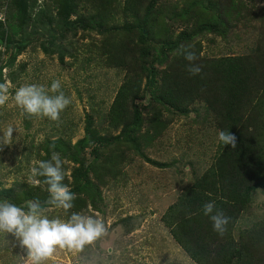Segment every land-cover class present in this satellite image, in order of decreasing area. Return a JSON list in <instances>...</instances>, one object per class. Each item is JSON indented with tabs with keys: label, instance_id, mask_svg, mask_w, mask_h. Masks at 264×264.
<instances>
[{
	"label": "rangeland",
	"instance_id": "rangeland-1",
	"mask_svg": "<svg viewBox=\"0 0 264 264\" xmlns=\"http://www.w3.org/2000/svg\"><path fill=\"white\" fill-rule=\"evenodd\" d=\"M231 1L235 9L229 11ZM124 2L0 0V83H9V100L0 107V136L14 129L11 145L0 144V202L25 210L29 202L38 203L49 219L67 221L73 212L93 216L107 229L83 252L58 250L47 264H199L175 240L164 217L215 166L223 121L210 90L190 96L176 76L166 81L170 73L185 75L190 64L175 67L168 58L156 66L166 71V83L153 90L159 101L137 99V108L131 101L127 127H111L109 111L126 78L143 88L144 64L153 49L173 42L185 28L208 25L190 47L197 56L192 63L201 70L227 57L249 65L264 53V0H146L138 17L123 11ZM146 20L154 25L153 40L122 32L138 30ZM54 80L71 99L59 121L29 116L15 103L19 87L50 89ZM168 82L192 102L166 104ZM53 152L62 159L63 183L71 190L75 173L90 168L92 190L74 193V207L67 212L42 205L50 197L48 185L33 172ZM263 221L264 187H257L242 205L234 240ZM0 264H27L25 250L4 232Z\"/></svg>",
	"mask_w": 264,
	"mask_h": 264
},
{
	"label": "trees",
	"instance_id": "trees-1",
	"mask_svg": "<svg viewBox=\"0 0 264 264\" xmlns=\"http://www.w3.org/2000/svg\"><path fill=\"white\" fill-rule=\"evenodd\" d=\"M145 1L125 0L123 11L138 17L144 11ZM231 4L229 11L235 9L233 1ZM143 26L138 30L128 27L122 32L127 35L138 32L139 35L151 38L149 41L153 40L155 35L152 22L146 20ZM206 26L196 31H193L194 28H185L173 42L163 44L160 50L153 49L154 55L150 62L144 64V87L141 88L140 81L136 83L130 77L120 86L108 115L111 127L131 125L129 120L132 112L128 108L131 101L136 108L137 99L145 100L147 104L159 101L153 90L166 83L163 79L166 71L156 66L164 65L169 58L175 67L179 64L184 68L187 60L179 50L181 47L191 50L194 36ZM204 67L198 75L190 74L187 69L185 75L170 73L165 75V79L168 81L176 76L181 86L189 90L190 96L198 90H210L212 103L222 117L221 130L236 136V147L219 142L215 166L210 167L185 191L177 204L169 208L164 220L171 228L175 240L199 264H229L235 258L237 264H264V221L253 229L241 231L237 241L232 235L249 193L254 188L264 187V53L249 65L236 57H227L212 61ZM205 73L210 75L206 76ZM160 78L164 82L159 81ZM176 85L168 82L170 92L163 95L166 104H179L182 100L190 104L192 97L185 98L180 89H176ZM106 141L104 145H107ZM89 171L87 164L75 173V187L71 190L73 193L92 190ZM207 202H215L213 214L219 210L229 218L227 230L222 236L213 230L210 217L204 215L203 205Z\"/></svg>",
	"mask_w": 264,
	"mask_h": 264
},
{
	"label": "clouds",
	"instance_id": "clouds-1",
	"mask_svg": "<svg viewBox=\"0 0 264 264\" xmlns=\"http://www.w3.org/2000/svg\"><path fill=\"white\" fill-rule=\"evenodd\" d=\"M180 54L190 62L188 71L198 75L201 67L194 62L197 56L194 51L181 47ZM54 95H49L48 92ZM9 100V83H0V107ZM15 103L29 116L46 117L59 121L60 113L71 103V99L61 91V82L54 80L50 89L43 85L29 84L19 87L14 96ZM14 129L8 127L0 136V144L11 145ZM218 140L225 146L236 147V136L231 132L220 130ZM33 172L44 178L53 204L65 212L74 207L75 194L63 183L65 172L59 153L53 152L51 160L39 162ZM215 209V202L203 205L205 216H209L213 230L224 235L229 218L222 211ZM0 232L11 234L26 252L27 264H47L58 250L73 253L83 252L90 245L103 237L106 232L104 222L93 216L73 212L65 221L60 218L49 219L40 210L38 203L29 202L27 210L13 203L0 202Z\"/></svg>",
	"mask_w": 264,
	"mask_h": 264
},
{
	"label": "water",
	"instance_id": "water-1",
	"mask_svg": "<svg viewBox=\"0 0 264 264\" xmlns=\"http://www.w3.org/2000/svg\"><path fill=\"white\" fill-rule=\"evenodd\" d=\"M51 204H53V203H52L50 197H48L45 201L42 202V205H51Z\"/></svg>",
	"mask_w": 264,
	"mask_h": 264
}]
</instances>
